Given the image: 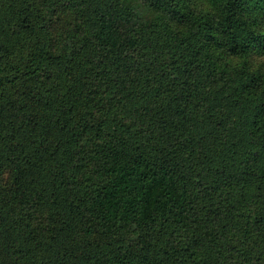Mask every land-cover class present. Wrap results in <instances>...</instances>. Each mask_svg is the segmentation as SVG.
I'll return each instance as SVG.
<instances>
[{
  "label": "trees",
  "instance_id": "obj_1",
  "mask_svg": "<svg viewBox=\"0 0 264 264\" xmlns=\"http://www.w3.org/2000/svg\"><path fill=\"white\" fill-rule=\"evenodd\" d=\"M0 264H264V0H0Z\"/></svg>",
  "mask_w": 264,
  "mask_h": 264
}]
</instances>
